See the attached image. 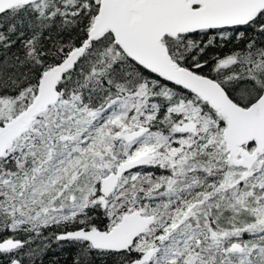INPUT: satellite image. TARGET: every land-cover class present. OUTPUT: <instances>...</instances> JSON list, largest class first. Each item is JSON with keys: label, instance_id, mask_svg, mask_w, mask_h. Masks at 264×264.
Wrapping results in <instances>:
<instances>
[{"label": "snow or ice", "instance_id": "6c2138e0", "mask_svg": "<svg viewBox=\"0 0 264 264\" xmlns=\"http://www.w3.org/2000/svg\"><path fill=\"white\" fill-rule=\"evenodd\" d=\"M264 264V0H0V264Z\"/></svg>", "mask_w": 264, "mask_h": 264}, {"label": "trees", "instance_id": "16d2710c", "mask_svg": "<svg viewBox=\"0 0 264 264\" xmlns=\"http://www.w3.org/2000/svg\"><path fill=\"white\" fill-rule=\"evenodd\" d=\"M69 255L70 254L67 251L61 252L59 249H54V252L50 253L47 259H52L54 256H59L60 264H65V261L69 258ZM46 264H47V260H46Z\"/></svg>", "mask_w": 264, "mask_h": 264}]
</instances>
